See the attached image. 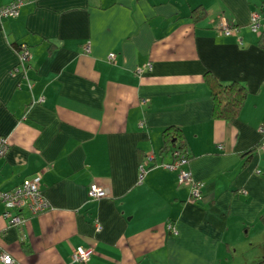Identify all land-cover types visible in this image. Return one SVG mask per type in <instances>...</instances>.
<instances>
[{
	"label": "crops",
	"instance_id": "1",
	"mask_svg": "<svg viewBox=\"0 0 264 264\" xmlns=\"http://www.w3.org/2000/svg\"><path fill=\"white\" fill-rule=\"evenodd\" d=\"M223 20L235 34L219 32ZM261 33L264 0H23L17 17L0 21V190L42 170L52 208L11 226L0 203L1 248L16 264H78V246L93 248L88 264H247L237 256L264 238ZM16 43L32 56L25 69ZM206 73L246 88L235 120L214 117ZM176 130L181 168L203 183L198 201L162 166ZM93 182L109 196L88 199Z\"/></svg>",
	"mask_w": 264,
	"mask_h": 264
},
{
	"label": "built area",
	"instance_id": "2",
	"mask_svg": "<svg viewBox=\"0 0 264 264\" xmlns=\"http://www.w3.org/2000/svg\"><path fill=\"white\" fill-rule=\"evenodd\" d=\"M23 4V0H13L7 5L0 6V21L6 18H15L19 15L20 8ZM250 29L259 33L261 28L260 15L257 12H253L250 17L249 23ZM220 33L224 35H233L236 31L233 25H230L227 21L223 20L218 26ZM85 50H89V43L85 45ZM18 55V63L20 67L25 69V63L30 62L31 54L28 51L27 45L24 43L19 44V48L16 49ZM115 55L110 53L108 55L109 61H114ZM145 68H151L150 64L143 67L137 68V72H142ZM30 86V85H29ZM146 101L142 100L141 103L144 104ZM261 139L259 143V149L264 151V126L258 129ZM223 146H219L222 149ZM8 150V141L6 137L0 136V158L4 157ZM173 160L171 163L164 164L167 169L177 170V183L182 185H188L190 187V201H198L201 199V188L203 183L196 181L191 172L187 169L181 168L185 163L186 158L184 155L178 151L174 150ZM152 160V156L148 157L140 165L139 181L142 180L144 173L146 172V166ZM43 171L36 172L33 176L24 179L19 185L6 191L0 190V203L4 206L3 218L6 219L9 225L19 226L23 225L27 219L30 217L39 215L45 211L52 208L49 200L45 197L42 186L41 178ZM108 189L97 183L93 182L90 184L87 197L90 200L100 199L103 197H108ZM96 231H100L102 226L100 223H95ZM168 229L172 230L173 227L171 223L168 224ZM93 254V248L90 246H78L73 249L70 259L73 263L78 264H88ZM0 264H16L14 257L8 252L4 251L0 246Z\"/></svg>",
	"mask_w": 264,
	"mask_h": 264
},
{
	"label": "trees",
	"instance_id": "3",
	"mask_svg": "<svg viewBox=\"0 0 264 264\" xmlns=\"http://www.w3.org/2000/svg\"><path fill=\"white\" fill-rule=\"evenodd\" d=\"M193 16L195 21L200 20L202 17H204V12L199 11V9L196 8L193 11ZM262 39H264V33H261L260 40L262 41ZM19 44L20 43H16L14 45V48L18 49ZM205 81L210 90V94L213 98L214 117L218 119L226 120L228 122L235 120L247 96L246 88L243 85H240L236 82H231L229 84H221L209 73H206ZM169 130L170 129L168 128L164 131V144L161 148L162 151L169 149L168 146V143L170 141ZM176 131L174 134L177 137V139L174 140L178 142V145L174 150L180 151L186 158L187 152L185 151V146H186L185 142L181 134L178 133V131L177 132ZM174 150H172L171 152H174ZM255 152H256V148H253L245 153L244 157L246 158V162L252 157V155L255 154ZM260 221L262 225H264V211H262L260 215ZM251 264H264V258Z\"/></svg>",
	"mask_w": 264,
	"mask_h": 264
},
{
	"label": "rangeland",
	"instance_id": "4",
	"mask_svg": "<svg viewBox=\"0 0 264 264\" xmlns=\"http://www.w3.org/2000/svg\"><path fill=\"white\" fill-rule=\"evenodd\" d=\"M257 226H259L258 223H257ZM261 227H262V229H264V225H262V223H261ZM257 229H258V227H257ZM259 240H261V244L258 247V249L252 248V249H255V250H253V252L249 253V254H248V252H249L248 250L244 251V253L239 254L237 256V258H239L241 261H238V262H242L243 261V262H247V264H251V263L257 262V261L261 260L262 258H264V238L259 237ZM250 259L252 261H248ZM230 260L233 261L231 256H230ZM244 260H246V261H244ZM243 264H245V263H243Z\"/></svg>",
	"mask_w": 264,
	"mask_h": 264
}]
</instances>
